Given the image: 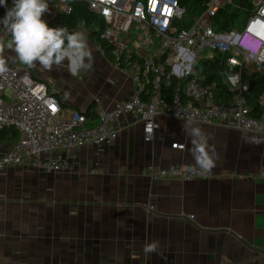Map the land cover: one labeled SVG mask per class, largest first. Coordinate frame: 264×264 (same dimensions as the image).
I'll list each match as a JSON object with an SVG mask.
<instances>
[{"label": "crops", "instance_id": "obj_1", "mask_svg": "<svg viewBox=\"0 0 264 264\" xmlns=\"http://www.w3.org/2000/svg\"><path fill=\"white\" fill-rule=\"evenodd\" d=\"M54 6L48 21L66 9V1ZM79 30L86 34L92 67L72 75L65 60L55 73L60 89L50 84V71L22 64L10 50L0 53L46 82L65 114L87 112L97 99L113 108L135 92L131 77L92 42L90 29ZM157 121L154 140L147 142L143 123L123 116L114 143L103 151L78 148L67 171L10 167L1 173L0 264H264V135L168 113ZM189 122V131L198 127L204 134L210 168L196 162L182 128ZM175 142L185 147H173ZM150 163L192 165L213 176L154 181L147 174ZM152 241L158 248L146 253L144 245Z\"/></svg>", "mask_w": 264, "mask_h": 264}, {"label": "built area", "instance_id": "obj_2", "mask_svg": "<svg viewBox=\"0 0 264 264\" xmlns=\"http://www.w3.org/2000/svg\"><path fill=\"white\" fill-rule=\"evenodd\" d=\"M87 1L104 18L101 37L112 46L113 65L133 80L134 94L113 108L97 99L93 115L79 110L65 114L46 82L35 78L30 68L6 62L7 71L0 73V130L14 127L20 136L0 142V174L10 167L67 171L78 148L94 145L103 151L114 143L125 115L143 123L147 142L154 140L160 113L204 124L228 122L241 132L264 135V117L251 114L241 73L230 78L231 101L220 102L214 85H204L195 67L202 56L210 57L209 51H220L230 53L229 66L264 74V0H251L253 9L243 28L230 31L216 30L213 18L232 0H210L187 28L178 26L186 12L180 0ZM7 2L10 7L12 0ZM47 2L49 8H57L56 0ZM48 14L42 17L45 21ZM172 77L176 83L169 90ZM261 102L264 105V96ZM173 147L182 149L185 144L175 142ZM147 174L154 181L213 176L211 170L192 165L164 168L154 163L147 166ZM259 176L264 177V171ZM146 207L156 210L154 204ZM188 219L193 221L195 215Z\"/></svg>", "mask_w": 264, "mask_h": 264}, {"label": "trees", "instance_id": "obj_3", "mask_svg": "<svg viewBox=\"0 0 264 264\" xmlns=\"http://www.w3.org/2000/svg\"><path fill=\"white\" fill-rule=\"evenodd\" d=\"M181 5L186 8L183 18L178 22L181 28H187L192 25L195 19L206 8L210 0H180ZM70 10H59L57 15L46 20L50 27H67L68 30H79L82 27L90 29L91 40L94 44L101 46L106 54L112 58V46L106 42L101 33L105 28V20L102 16L91 10L87 0H66ZM253 5L251 0H232L228 5L218 10L213 18L214 28L218 31H230L241 29L251 14ZM6 9L0 7V18L5 15ZM230 53L213 51L212 56H202L195 64L196 69L201 75V81L204 85H214L216 98L220 102H230L234 90L230 78L237 73H241L242 82L247 85L246 103L252 108L251 114L256 117H264V105L261 102L264 96V74L260 72L248 73L244 68L232 67L228 65V56ZM176 79L172 77L171 84L168 87L172 90ZM94 107L90 108L86 114L93 115ZM20 136L18 130L14 127L0 130V142L14 139Z\"/></svg>", "mask_w": 264, "mask_h": 264}, {"label": "clouds", "instance_id": "obj_4", "mask_svg": "<svg viewBox=\"0 0 264 264\" xmlns=\"http://www.w3.org/2000/svg\"><path fill=\"white\" fill-rule=\"evenodd\" d=\"M0 6L6 9L0 18V53L6 47L22 64L28 67L39 65L47 71L55 67L59 70L65 65L76 71H90L91 51L86 34L82 30L69 31L67 27H50L42 18L49 11L47 0H12L9 7L7 0H0ZM7 36L5 44L3 37ZM7 71L6 61L0 57V73ZM182 125L188 132L193 145V155L197 164L203 168L213 166V161L206 155L205 137L201 129ZM201 161L203 163L201 164ZM159 242L145 243L144 251L155 252Z\"/></svg>", "mask_w": 264, "mask_h": 264}, {"label": "rangeland", "instance_id": "obj_5", "mask_svg": "<svg viewBox=\"0 0 264 264\" xmlns=\"http://www.w3.org/2000/svg\"><path fill=\"white\" fill-rule=\"evenodd\" d=\"M6 41V39H4V42ZM7 43V41L5 42V44ZM4 50H6L7 52H9V50L5 47L4 48ZM209 56H212V54H213V52L212 51H209L208 53H207ZM16 62H18V61H16ZM34 67V66H33ZM40 69V70H42L43 68L42 67H40L39 65H36V67H34V69ZM69 70V73L70 74H75L77 71L75 70V71H71L70 69H68ZM59 72V71H58ZM57 72V69L54 67L53 68V70L52 71H50V74H51V79H50V84L51 85H55V86H57L58 87V84H57V76H56V74L55 73H58ZM59 88V87H58ZM60 89V88H59Z\"/></svg>", "mask_w": 264, "mask_h": 264}]
</instances>
